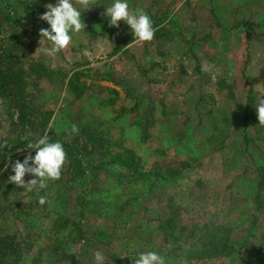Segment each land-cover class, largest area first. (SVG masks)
Listing matches in <instances>:
<instances>
[{"label":"rangeland","instance_id":"1","mask_svg":"<svg viewBox=\"0 0 264 264\" xmlns=\"http://www.w3.org/2000/svg\"><path fill=\"white\" fill-rule=\"evenodd\" d=\"M112 2L80 9L85 30L47 56L41 49L51 44L39 29L49 26L39 15L56 0H0V66H10L32 118L46 112L45 130L71 146L46 188L9 182L11 162L35 149L20 142L8 154L18 133L0 97V236L22 245L21 264H47L57 240L59 250L80 252L82 264H94L96 251L130 264L147 251L165 264L248 259L249 246L264 244V126L254 107L264 91V0H127L130 11L149 15L148 42L124 21L109 26L103 12ZM117 155L160 175L132 174L113 163ZM220 235L232 244L215 255ZM191 248L198 260L188 263Z\"/></svg>","mask_w":264,"mask_h":264},{"label":"clouds","instance_id":"2","mask_svg":"<svg viewBox=\"0 0 264 264\" xmlns=\"http://www.w3.org/2000/svg\"><path fill=\"white\" fill-rule=\"evenodd\" d=\"M92 5H94L93 0H56L55 4H46V11L39 15V19L47 22L49 27H41L39 36L49 41L51 47H45L41 51L47 56H54L67 49L72 43L70 33H79L86 28L80 9L84 11ZM103 15L108 18L110 27L118 28L119 21L126 22L138 42H148L154 38L155 29L149 15L139 8L130 11L127 0H113L107 8H104ZM254 107L258 123L264 126V91H260L257 95ZM69 131L78 133L79 129L72 124ZM26 147L35 149V155L29 152L24 156L23 161L11 162L10 167L14 174L8 176L9 182L31 192L33 189L46 188L49 180L54 181L60 178L66 153L59 141L50 142L46 132L35 141L28 140ZM8 167L9 165L6 164L4 170L7 171ZM26 174H32L35 178L25 182ZM46 201L47 197H39L38 202L41 205ZM94 259L96 264H104V256L100 251L94 253ZM133 264H165V259L154 251H147L139 253L138 258L133 259Z\"/></svg>","mask_w":264,"mask_h":264},{"label":"trees","instance_id":"3","mask_svg":"<svg viewBox=\"0 0 264 264\" xmlns=\"http://www.w3.org/2000/svg\"><path fill=\"white\" fill-rule=\"evenodd\" d=\"M42 27L47 28V25L44 24ZM2 53V51H0ZM67 83L71 89H75L77 96H80L82 93V87H79L76 81H72L70 77L67 80ZM18 80L16 76L10 69L8 63H4L2 61V65L0 66V97L3 98L4 104L7 107V112L9 113V124L12 126L13 131H17V135L10 139V145H8L7 151L8 154H13V150L17 146L18 143H24L27 146L28 140L35 141L39 137L43 136L46 132L49 136L50 142H56L53 134L49 130H45V125L48 120V116L46 112H42L40 114L39 120L36 121L32 118V109L28 105L26 97L19 92ZM110 97L106 99V103L111 105L115 102L117 98V93L115 90H108ZM33 128L34 131H38L36 136L33 134H29V130ZM25 136V137H22ZM27 138V139H25ZM63 148L66 154L71 153V146L68 144H63ZM7 155V154H6ZM5 152H0V160L1 163L4 162ZM69 161L74 163L73 168L80 166V161L76 158H68ZM13 161H16L13 160ZM12 161V162H13ZM113 163H120V166L125 168L127 171L131 172L135 175H150L155 174L159 176L158 172L154 170H144L141 169L139 164L132 156H126L122 158V156L117 155L116 159L113 160ZM174 172H171L170 175H173ZM3 200L7 199V188H4L1 192ZM167 220L165 222L168 223ZM63 227V224H62ZM166 225L164 226V228ZM59 229V227H58ZM84 238H79L75 240V243L78 241H82ZM167 241V238L165 239ZM74 241V240H73ZM63 241L57 240L55 244L51 245V248L48 253V258L50 261L47 264H82L83 262L80 260L83 256H81L80 252L69 254V252H65L63 250H59V245L62 244ZM230 238L227 236L220 235L219 238L216 237L215 244V255L225 254L229 252L231 246ZM19 242H15L12 240V237H4L0 236V264H21L20 261L23 257V251L21 249ZM193 247V246H192ZM249 258L238 262V264H264V244L263 245H251L249 246ZM194 248L188 250L187 255H185L184 259L189 263L192 260H198L194 255ZM104 256V255H103ZM199 257V256H196ZM194 258V259H192ZM203 259V257H199ZM129 258L122 257L116 254H111L108 256H104V264H130L128 262ZM94 264H96V261ZM194 263V261H193Z\"/></svg>","mask_w":264,"mask_h":264}]
</instances>
